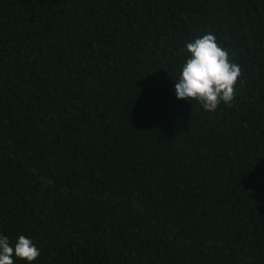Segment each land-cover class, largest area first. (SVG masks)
<instances>
[{
  "label": "trees",
  "instance_id": "trees-1",
  "mask_svg": "<svg viewBox=\"0 0 264 264\" xmlns=\"http://www.w3.org/2000/svg\"><path fill=\"white\" fill-rule=\"evenodd\" d=\"M208 33L242 73L215 112L175 92ZM20 235L31 264H264V0H0V236Z\"/></svg>",
  "mask_w": 264,
  "mask_h": 264
},
{
  "label": "clouds",
  "instance_id": "clouds-1",
  "mask_svg": "<svg viewBox=\"0 0 264 264\" xmlns=\"http://www.w3.org/2000/svg\"><path fill=\"white\" fill-rule=\"evenodd\" d=\"M186 52L189 58L175 79L177 99L194 100L209 112H215L221 103L231 106L241 67L231 62L216 36L208 33L195 39L186 45ZM14 256L31 264L40 256V250L24 235L14 245L7 237L0 236V264H14Z\"/></svg>",
  "mask_w": 264,
  "mask_h": 264
}]
</instances>
